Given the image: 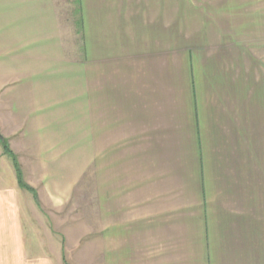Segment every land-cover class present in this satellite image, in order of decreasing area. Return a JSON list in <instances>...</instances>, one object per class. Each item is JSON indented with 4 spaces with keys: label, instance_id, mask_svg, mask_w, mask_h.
<instances>
[{
    "label": "crops",
    "instance_id": "0c3cea01",
    "mask_svg": "<svg viewBox=\"0 0 264 264\" xmlns=\"http://www.w3.org/2000/svg\"><path fill=\"white\" fill-rule=\"evenodd\" d=\"M56 1L0 0L13 264H264V0H77L69 56Z\"/></svg>",
    "mask_w": 264,
    "mask_h": 264
},
{
    "label": "rangeland",
    "instance_id": "374dc122",
    "mask_svg": "<svg viewBox=\"0 0 264 264\" xmlns=\"http://www.w3.org/2000/svg\"><path fill=\"white\" fill-rule=\"evenodd\" d=\"M3 1V0H1ZM3 5V3H0V7ZM54 6L57 7L58 10V16H59V22H60V32L62 33V36L64 38L65 41V48H66V53L69 55H73L72 53H76L79 52V48H80V44H81V33H80V17H79V6L77 3V0H57L56 3L54 4ZM84 100L82 102V111H85L84 108ZM78 121V116H77V120L76 123ZM80 124H78V126L81 127V131L82 132V140H83V144L82 145H78L75 148L72 147H61V150H65V149H71V151L69 152V154H72V150H81V156H82V160L85 162L90 158V147H89V141H88V115L86 116H82V118H80ZM87 129V130H86ZM72 133V132H71ZM3 136V135H2ZM8 144V143H7ZM71 145V143H70ZM11 151V153L13 154V157H15V159L13 160V163L17 166V170L20 172V175L23 176L24 172H25V163L21 160H19V158H17L16 155V151L13 149V151L10 149L9 145H8V151ZM15 161V162H14ZM88 171V169H87ZM18 174V173H17ZM88 175V174H87ZM83 186H88L89 185V177L86 176L85 178H83ZM23 182L25 183L24 179L22 178ZM81 195L79 196V199L77 201V205H79L81 207V211L80 213L78 212V215L81 214L82 216L86 215L88 216V211H89V192L87 187L83 188L80 191ZM37 196V195H36ZM35 196V197H36ZM63 214H65L66 212L69 211H62ZM72 212V214H74V211H70ZM69 212V213H70ZM77 213V211H76ZM53 215H55L56 217H54V219H58V221H63L65 216H60L59 213H53ZM77 215V214H76ZM35 218H39V216L35 217ZM34 218V219H35ZM33 221L36 222L37 221H41V217L39 219H35ZM5 223V222H4ZM39 226V225H38ZM2 230V228L0 227V231ZM64 230V229H62ZM41 233H43V231H41ZM63 247V260H59L57 258H55L54 260H50V264H52V262L54 264H89L90 263V259H89V254L90 251H75L73 249V244H61ZM47 246V245H46ZM51 255H54L53 253H51ZM41 261V260H40ZM52 261V262H51ZM36 264H40L41 262H34ZM47 263V262H45ZM0 264H13V242L11 240L10 236H4L2 234H0ZM26 264V263H24Z\"/></svg>",
    "mask_w": 264,
    "mask_h": 264
},
{
    "label": "trees",
    "instance_id": "16d2710c",
    "mask_svg": "<svg viewBox=\"0 0 264 264\" xmlns=\"http://www.w3.org/2000/svg\"><path fill=\"white\" fill-rule=\"evenodd\" d=\"M0 143H1V144L3 145V147H4V151H5V153L8 154L9 156H11V158L14 160L15 157H13V154L11 153L10 150L8 151V144H7V142H6V140H5V138H4L3 136L0 137ZM14 162H15V161H14ZM15 167L17 168L16 163H15ZM17 173H18V179H19V183H20V185L23 186V187H25V188H28V187L24 184V182H23V180H22V176L20 175V172H19L18 170H17Z\"/></svg>",
    "mask_w": 264,
    "mask_h": 264
},
{
    "label": "water",
    "instance_id": "95a60500",
    "mask_svg": "<svg viewBox=\"0 0 264 264\" xmlns=\"http://www.w3.org/2000/svg\"><path fill=\"white\" fill-rule=\"evenodd\" d=\"M2 135H1V133H0V137H1Z\"/></svg>",
    "mask_w": 264,
    "mask_h": 264
}]
</instances>
